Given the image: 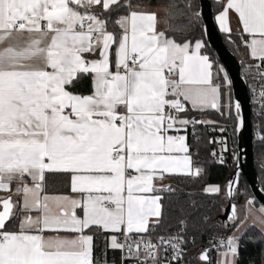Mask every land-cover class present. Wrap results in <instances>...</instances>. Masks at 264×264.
Wrapping results in <instances>:
<instances>
[{
  "label": "snow or ice",
  "instance_id": "6c2138e0",
  "mask_svg": "<svg viewBox=\"0 0 264 264\" xmlns=\"http://www.w3.org/2000/svg\"><path fill=\"white\" fill-rule=\"evenodd\" d=\"M218 4L230 41V14L238 16L264 101V0ZM159 23L158 10L136 0H0V192L10 193L0 197V264H185L195 237L184 218L160 234L175 189L157 181L204 173L187 130L214 122L190 113L223 108L238 129L245 118L239 101L222 105L223 82H232L214 72L208 40L178 41ZM175 28L184 30L179 20ZM236 183L205 191L235 198ZM256 211L264 224V206ZM230 212L223 227L239 230L235 205ZM242 235L223 236L198 259L239 264ZM221 247L213 262L209 251Z\"/></svg>",
  "mask_w": 264,
  "mask_h": 264
},
{
  "label": "trees",
  "instance_id": "16d2710c",
  "mask_svg": "<svg viewBox=\"0 0 264 264\" xmlns=\"http://www.w3.org/2000/svg\"><path fill=\"white\" fill-rule=\"evenodd\" d=\"M141 5L166 6L168 11L166 15L168 34L174 35L178 41L188 39L193 43L199 39H205L203 25L201 19L194 17L193 13L199 10L198 0H136ZM170 2L179 6L170 7ZM215 14L218 13L219 4L212 0ZM192 4L194 8H188L186 5ZM179 20L182 23L184 30L175 28L176 22ZM228 47L235 53L237 58L243 65V75L247 80L249 92L251 93V82L247 78L249 70L247 66L254 61L246 54V47L241 43L239 34L232 33V40L222 33ZM234 41V42H232ZM207 54L214 60V72L217 66L226 72L222 64L218 61L214 51L209 47L205 50ZM221 72V76L223 75ZM218 83L221 80L217 79ZM87 82L80 85L81 91L87 90ZM228 85L223 82V91L225 92ZM231 89V87H230ZM225 95L222 96L224 101ZM222 111L225 109L222 108ZM190 118L203 120L206 118L215 119L218 123L216 126L230 129L233 131L236 139V121L234 114L229 116L221 115L220 112L209 110L204 113H190ZM264 136V128H263ZM201 137V140H198ZM190 151L193 155L194 166H199L204 169V173L197 178L188 176H173L171 178V187L175 189L174 193L165 194V216L164 223L161 227L160 234L164 231H175L178 221L184 218L188 221L189 239L195 237V244H189L185 264H206V262L198 259L199 255L205 249L210 248L215 240L222 238L225 235H232L236 228L231 231L224 228V223L220 217L224 213L225 207L228 204V196L225 191L221 194H209L205 191L208 185H218L223 190H226L227 180L234 172L235 163L218 164L210 160L209 151L212 144L209 138L198 136L191 132L189 134ZM255 166L260 178L261 185L264 189V140L255 141ZM55 188L63 189L62 180H57L53 185ZM248 200H253L258 206H261L254 200L253 194L248 182L244 177H241L237 195L234 198V204L244 205ZM215 238V240L213 239ZM223 250V247L219 251ZM217 250H210L209 257L215 262ZM239 264H264V232L255 225L248 226L241 237V248L239 256Z\"/></svg>",
  "mask_w": 264,
  "mask_h": 264
},
{
  "label": "water",
  "instance_id": "95a60500",
  "mask_svg": "<svg viewBox=\"0 0 264 264\" xmlns=\"http://www.w3.org/2000/svg\"><path fill=\"white\" fill-rule=\"evenodd\" d=\"M198 1V12L200 13L199 18L203 25L205 39L208 40L209 47L214 51L218 61L228 73V78L232 82V101H239L242 104V114L245 118V127L243 129L236 128L239 154L234 172L228 178L227 185L230 180H236L237 183L233 187L237 192L241 177H244L249 184L254 200L261 206H264V189L261 185L255 166V141L253 137V122L251 116V98L247 80L242 73L243 65L235 53L228 47L225 38L217 26L212 0ZM228 199V204L225 207L224 213L220 217L224 224L230 223V207L235 205L233 202L234 198L228 196ZM225 217H228V220H225Z\"/></svg>",
  "mask_w": 264,
  "mask_h": 264
},
{
  "label": "built area",
  "instance_id": "2783aa9c",
  "mask_svg": "<svg viewBox=\"0 0 264 264\" xmlns=\"http://www.w3.org/2000/svg\"><path fill=\"white\" fill-rule=\"evenodd\" d=\"M254 63V62H253ZM250 63L249 65L253 64ZM249 65L247 66L249 73L247 74V78L251 82V116L253 122V137L254 141H260L263 136V128H264V113H262V108H264V101H262L257 95L258 90L260 89V78L256 76L254 70H250ZM196 119V118H195ZM223 128V127H222ZM220 127L209 125V124H197L195 128L189 126L187 130V135L191 132L197 134L198 136H202L205 138H209L211 144L213 145L209 151L210 160L215 163L221 164L219 162V158L222 157L224 163H237L238 160V142L237 137L235 139V135L232 130L223 128L224 131H220ZM183 134V133H181ZM198 140H201V137H198ZM221 141H226L228 151H223V146L220 143ZM216 152L217 157H213L212 153ZM215 240L213 243L218 241Z\"/></svg>",
  "mask_w": 264,
  "mask_h": 264
},
{
  "label": "crops",
  "instance_id": "0c3cea01",
  "mask_svg": "<svg viewBox=\"0 0 264 264\" xmlns=\"http://www.w3.org/2000/svg\"><path fill=\"white\" fill-rule=\"evenodd\" d=\"M216 2H218V0H214ZM144 8H146L148 11H157L158 10V13H159V19H160V23L158 25V29L159 30H165L167 28V19H166V15H167V7L166 6H153V5H142ZM218 14V13H217ZM216 14V15H217ZM231 15V27H232V33H238L240 34L241 32V25H240V22H239V19H238V16L234 13L230 14ZM217 23V22H216ZM218 26V24H217ZM219 28V27H218ZM220 30V29H219ZM221 33H223L221 30H220ZM225 34V33H224ZM227 35V34H226ZM245 39H247V37H245ZM246 54L249 55V50L246 48ZM250 56V55H249ZM210 118H206V119H203V121H206ZM200 120V119H198ZM217 121L215 120V123H212V124H209V123H205V124H209V125H214L216 126L217 125ZM218 127V126H217ZM222 128V127H220ZM188 136V143H189V135ZM190 146V145H189ZM195 167V166H194ZM173 176H182V175H168L166 174L165 175V178L161 181V180H158L157 181V184L158 185H170L171 183V178ZM216 186V185H214ZM208 187V186H207ZM8 195H10V193H5V192H0V197L2 198H6ZM15 198V197H14ZM249 201V200H248ZM248 201L242 206H243V214L240 218V221H243V223L240 225L239 227V230L235 229L234 230V233L236 235H241L245 229L250 226V225H255L257 227H259L261 230L264 229V224H261L259 222V220L257 219V217H259L261 214L256 211L258 208H260L261 206H258L254 203V205L252 206L253 208V211L252 213H249L248 209L250 207V205L248 204ZM236 208H238L236 206ZM10 230H15V225H13V227L10 229ZM233 234V233H232ZM97 240L98 242L102 245L103 244V238L101 236H98L97 237ZM224 250V249H223ZM221 250V251H223ZM219 251L217 253V257H216V261L217 260H220L222 259V257L220 256V252ZM109 255V260L111 259V253L108 254ZM119 256V253H117V257Z\"/></svg>",
  "mask_w": 264,
  "mask_h": 264
},
{
  "label": "rangeland",
  "instance_id": "374dc122",
  "mask_svg": "<svg viewBox=\"0 0 264 264\" xmlns=\"http://www.w3.org/2000/svg\"><path fill=\"white\" fill-rule=\"evenodd\" d=\"M230 96L231 100H232V92H231V89L227 87L226 91H225V98H224V101L222 99V105L223 104H226L227 101H228V97ZM225 112L227 114V110L225 109ZM206 121H213L215 123V119H208ZM208 186H214L213 184L212 185H208ZM237 212H238V216L239 218H241L242 214H243V206L242 205H238L237 206Z\"/></svg>",
  "mask_w": 264,
  "mask_h": 264
}]
</instances>
